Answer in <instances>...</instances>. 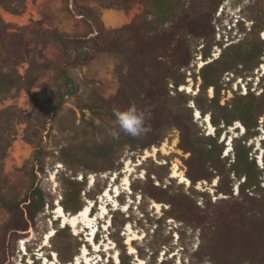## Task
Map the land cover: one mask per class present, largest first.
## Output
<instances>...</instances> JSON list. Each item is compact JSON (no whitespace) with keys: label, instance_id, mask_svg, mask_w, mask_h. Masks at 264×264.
<instances>
[{"label":"trees","instance_id":"trees-1","mask_svg":"<svg viewBox=\"0 0 264 264\" xmlns=\"http://www.w3.org/2000/svg\"><path fill=\"white\" fill-rule=\"evenodd\" d=\"M25 1L0 0L6 10L16 14L24 12ZM104 1L110 7L126 11L141 3L143 9L129 24L105 34L96 13L74 2L76 13L92 23L97 32L89 37L45 28L40 22L14 31L15 25L0 16V97L35 86L44 77L47 64L36 61L29 63L24 75L19 72V65L27 61L28 43H56L63 53L70 55L64 61L66 66L86 64L99 52H118L135 74L134 84L121 72L125 84L114 96L94 94L82 107L102 120L111 121L114 129L100 128V140L67 145L60 150L58 162L65 170H58L56 175L62 185L60 203L64 210L70 215L77 214L87 206V200L93 201L94 209L108 187V182L102 184V173L120 174L127 158L136 161L146 150L160 148L177 129V147L188 156L158 153L160 162L148 157L146 160L152 162L153 168L146 171L144 178L131 176V192L121 191L118 207L110 209L108 236L118 248L117 264H136L124 234L128 225L145 232L144 247L137 246L135 240L132 244L147 264H176L175 257H169L173 251L171 233L178 231L182 239L183 225L199 231L197 246L188 254V264H264V163L263 168L257 163L251 142L264 130V73L257 82L258 92L251 87L245 93L233 89L236 79L254 76L264 64V38L260 31L256 25L247 31L241 23L239 30L245 37L225 47L220 42L219 56L210 61L214 43L208 39L215 33L210 17L219 1L202 12L183 0ZM157 22L163 27L158 28ZM199 44L203 46L197 51ZM198 52L206 63L200 69L202 81L192 95L180 88L187 85L188 71L195 69L192 64ZM60 73L71 90H76L77 84L64 66ZM226 73L233 75L228 81L224 79ZM224 89L232 90L234 95L223 104ZM57 108L50 97L49 110L55 112ZM197 110L202 117L210 116L214 133L200 134L195 130ZM18 117L13 107L0 112V205L12 212L2 227L4 245L9 237L25 238L40 215L47 209H55V197L38 175L48 177L41 147L35 155L32 186L22 195H10L11 181L5 172V160L16 139ZM237 124L243 126V133L231 138L232 150L228 151L226 136L223 140L221 137ZM172 156H180L186 166L189 187L172 175ZM90 173H96L92 186ZM215 179V199L208 189L197 188L199 182L212 184ZM128 198L131 202L127 204ZM155 202L162 206L160 213L152 206ZM170 219L181 227H172L166 234ZM68 236L76 235L69 225H64L57 227L50 238L64 263L73 262L82 249V243L78 242L67 255V246L58 244ZM162 251L164 256L159 262ZM108 264H113V260L109 259Z\"/></svg>","mask_w":264,"mask_h":264},{"label":"rangeland","instance_id":"rangeland-1","mask_svg":"<svg viewBox=\"0 0 264 264\" xmlns=\"http://www.w3.org/2000/svg\"><path fill=\"white\" fill-rule=\"evenodd\" d=\"M183 1L187 6L201 12L217 4L218 1L220 2L217 10L210 17L215 32L214 36H210L208 39V42L214 43L212 57L209 58L210 61L219 56L221 52L220 42L223 43L222 47H225L231 42L245 37V33L239 30L241 23L247 27V31L253 25H256L257 30L260 31V36L264 38V0ZM25 2L26 8L24 12L19 14L9 12L0 2V16L7 22L15 25L14 31H17L21 26L40 22L45 28H59L65 33L87 37L95 35L97 32L95 29H92V23L76 13L74 2L90 7L96 13L101 20L105 34L129 24L134 16L143 9V4L137 3L132 9L126 11L108 6L104 0H26ZM163 25L157 22L158 28H162ZM27 46V61L19 65V72L24 75L31 61H36L38 64H47V68L45 69L44 77L37 85L26 87L17 93L13 92L6 97H0V112L7 107H13L19 115L16 126V139L5 160V172L11 181L10 195H22L25 193L34 182L33 167L35 155L41 147L44 151V156H46L48 177H44L40 173L38 175L43 179V184L47 191L55 197V209H47L46 213L40 215L37 225L30 228L25 238L16 240L13 237H9L4 245L2 242V227L12 217V212L0 205V264L5 259H7L5 264H35V260L38 264H52L48 260L53 259L54 252L58 256L59 262L57 264H108L109 259L113 260V264H117L119 261L117 256L118 248L115 242L108 236L111 218L110 209L111 207L114 209L118 207V196L121 191L124 190L126 193L131 192L129 184L126 183L127 179L130 180L131 176L144 178L146 171L153 168L152 162L146 160L148 157L152 156L154 161L160 162L158 153H161L163 156H188V154H184L177 147L179 131L174 129L170 137L166 139L160 148L155 147L152 150H146L144 155L137 156L136 161L127 158L124 161V169H122L120 174L107 172L100 175L102 184L108 182V187L99 196L98 205L94 209H92L93 201L87 200V207L88 205L91 206L90 214L92 218L89 219L88 217L84 218L81 216V223L75 226L69 225L71 233L76 235V238L68 236L58 244L60 246L64 244V247L67 246L68 255L78 242L82 243V249L74 257V261L64 263L60 259L51 239H49L47 245L44 244L47 233L55 232L57 227H64L62 219H59L56 213L57 204L62 199V185L56 173L58 170H65L63 164L58 162L60 150L67 145L80 146L84 143L89 144L90 142H94V140H100V128H104L107 131L114 129L111 121L107 119L102 120L96 114L91 113L88 109H82V107L86 105L88 98L94 94L105 98L114 96L125 84L121 72L125 73L134 84L135 74L133 71H129L125 65L124 56L118 52H99L86 64L66 66L64 61L69 59L70 55L63 53L56 43H28ZM202 46L199 44L195 49L200 51ZM193 62L192 67L195 64V69L188 71L187 85H183L188 87L183 89L192 95L196 93L202 81L200 69L202 62L205 64L206 61L198 52L195 54ZM63 66L77 84L76 90H71L62 78L60 70ZM263 73L264 64H261L260 68L256 69L254 76L246 79L242 77L236 79L233 83V89L245 93L251 87L252 90L256 89V92H258L259 86L257 82ZM229 77L232 78L233 75L226 73L224 79L228 81ZM171 93L173 92L171 91ZM213 93L214 91L211 88L209 94L212 96ZM233 95L232 90L224 89L222 91V103H226ZM50 97L58 105L55 112L49 110ZM194 117L196 131L201 132L200 134L214 133L215 127L212 128L205 121V117H197L196 114H194ZM238 125L230 127L227 135L224 133L221 137V140H223L226 136L228 151L232 150L231 138L243 133V129ZM237 127H239V131H237ZM117 128L119 129L120 127ZM251 142L253 143V155L257 158V163L260 167L263 168L264 130L261 129V134L254 137ZM180 156H172V174L178 172L186 176V166ZM95 176L96 173L88 175L90 186L93 185ZM78 178H81V175ZM176 178L180 183H183L180 177ZM262 178L264 181V173ZM184 183L187 187L190 186V181L189 183ZM215 185L216 179L212 184L206 181L199 182L197 188L201 191L208 189L213 199H215ZM130 202L131 200L128 198L127 204ZM152 206L156 212H161V205L159 208L154 205ZM123 209H126V205ZM172 227L177 229L181 226L180 223L170 219L166 227V234H169ZM182 230L184 233L182 239H179L178 231L171 233L173 237L171 250L173 251L169 254V257L174 256L176 264L189 263L187 260L188 254L195 249L199 240V231H195L184 225ZM88 234H91V236L88 237ZM124 234L127 237V241L133 237L127 243L129 251L130 249L134 250L132 254L135 256L137 264L139 259L142 258L138 256L136 246L132 244V241L135 240L137 246L144 247L146 244V241L143 239L145 232L128 225L125 228ZM98 238L99 241H96ZM163 256L164 251L160 253L159 262ZM184 258L186 259L184 260ZM142 260L147 264L145 259Z\"/></svg>","mask_w":264,"mask_h":264},{"label":"bare ground","instance_id":"bare-ground-1","mask_svg":"<svg viewBox=\"0 0 264 264\" xmlns=\"http://www.w3.org/2000/svg\"><path fill=\"white\" fill-rule=\"evenodd\" d=\"M203 63H204V62H202V64H203ZM202 64H201V66H202ZM183 88H188V87H187V86H186V87H185V86L181 87V89H183ZM196 116H197V117H200V116H201L198 110H197V112H196ZM207 119L210 120V116H209V115H207ZM207 119L205 118V121H207ZM209 125H210L212 128L214 127V126L212 125L211 121H210ZM238 126L243 127L242 125H238ZM172 175L175 176V177H180L182 182H187V183H189V180L187 179V177H186L185 175L179 174L178 172H177V173H173ZM125 182H126V181H125ZM126 183L129 184V183H130V180L127 179V182H126ZM153 205H154L155 207H158V208H159L161 204L155 202ZM89 206H90V205H88V207H86L85 210L82 209V210H81L79 213H77V214H74V215H68V214L66 213V211L64 210L62 204H61V203H58V204H57V207H56V213H57V215H58V218H59V219H62V223H63L64 225L75 226L76 224L82 222V221L80 220V217H81V216H83L84 218L88 217L89 219L92 218V215H91V214L88 215V216H86V215H87V211H88L89 208H90ZM53 234H54V232L47 233V237H46V239H45L46 242L44 243L45 245L48 244L47 242H48L49 239L53 236ZM90 236H91V234H88V237H90ZM131 239H133V237H132ZM131 239H129L127 242H129ZM88 240L90 241V239H88ZM95 245L97 246V243H96V242H95ZM129 252H130V253H133L134 250L130 249ZM46 260H47V259H46ZM49 261H51L52 264H57V263L59 262V261H58V256H57V253H56V252L53 253V259H52V260H48V262H49ZM44 264H46V263H44ZM137 264H145V261L142 260V259H139V261L137 262Z\"/></svg>","mask_w":264,"mask_h":264},{"label":"clouds","instance_id":"clouds-1","mask_svg":"<svg viewBox=\"0 0 264 264\" xmlns=\"http://www.w3.org/2000/svg\"><path fill=\"white\" fill-rule=\"evenodd\" d=\"M239 20V19H238ZM238 22V21H237ZM241 129H242V127H241ZM87 207V206H86ZM91 207V206H90Z\"/></svg>","mask_w":264,"mask_h":264},{"label":"water","instance_id":"water-1","mask_svg":"<svg viewBox=\"0 0 264 264\" xmlns=\"http://www.w3.org/2000/svg\"><path fill=\"white\" fill-rule=\"evenodd\" d=\"M187 177V176H186Z\"/></svg>","mask_w":264,"mask_h":264}]
</instances>
